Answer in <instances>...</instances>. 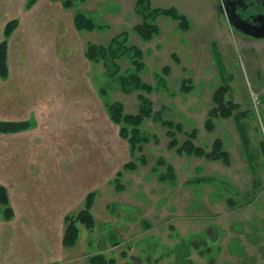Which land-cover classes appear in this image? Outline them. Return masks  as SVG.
<instances>
[{
  "label": "rangeland",
  "instance_id": "374dc122",
  "mask_svg": "<svg viewBox=\"0 0 264 264\" xmlns=\"http://www.w3.org/2000/svg\"><path fill=\"white\" fill-rule=\"evenodd\" d=\"M50 1H54L50 10L32 18L44 24V29H35L41 37L24 36V71L35 72L28 86L46 81L38 84L34 98L30 97L39 103L44 92L42 102L61 107L67 117L57 119L58 125L68 127L65 122L76 116L78 120L68 127L75 135L71 133L67 140L59 134L50 141L44 130L41 147L74 148L81 142V147L74 148L78 156L69 157L68 167L73 169L79 162L73 174L91 173L85 159L94 161V169L99 164L95 160H102L109 168V183L104 179L99 192L102 207L95 215L97 227L91 232L80 225V240L68 263L88 264L91 256L104 253L119 264H174L176 257L170 251L185 239L197 242L191 250L195 264H211L213 247L225 250L215 264H264V40L245 39L232 30L217 9L218 0H150L156 9L176 10L189 24L184 30L179 21L159 17L156 24L160 32L150 42L135 31L142 22L136 13L138 0H70L69 9L64 7L68 0ZM79 13L92 19L97 28L91 32L75 30L73 18ZM28 14L24 12V17L30 22ZM57 20L60 25L55 29L52 21ZM123 32L129 34L130 45L144 52V81L158 87V78L166 76V86L148 96L155 111L165 107L166 116L183 124L186 132L196 129L198 146H211L222 139L230 164L179 155L169 147L168 130L152 121L146 122L144 130L157 135L158 142L131 157L107 106L120 101L126 113L136 114L140 92L124 94L117 82L106 77L102 63L92 64L84 56L88 44L108 45ZM121 65L124 70L129 67L127 61ZM109 84L113 89L103 97L101 89ZM226 84L230 90L225 99L238 106L235 115L239 117L219 120L216 132L210 133L205 125L216 107L213 96ZM26 90L24 87V94ZM83 134L86 141L80 137H85ZM178 137L182 144L186 137ZM160 159L173 166L175 180L161 179L166 167L157 165ZM58 160L62 158L58 156ZM131 161L137 163V170L124 171ZM119 172L124 174L121 190L115 183ZM15 217L4 221L14 229L21 228L23 221ZM215 232L219 234L216 247L211 236ZM238 237L239 248L231 251L230 242ZM13 241L18 247L24 244L23 237ZM248 245L251 253H246L244 246Z\"/></svg>",
  "mask_w": 264,
  "mask_h": 264
},
{
  "label": "crops",
  "instance_id": "0c3cea01",
  "mask_svg": "<svg viewBox=\"0 0 264 264\" xmlns=\"http://www.w3.org/2000/svg\"><path fill=\"white\" fill-rule=\"evenodd\" d=\"M28 1L0 0V44L4 40L7 24L14 20L19 22L9 41V76L6 79L0 77V122L28 123L30 126L28 131L0 135V186H5L9 192L16 220L21 218L23 221L21 228L14 229L13 224L0 219V264H69L70 258L74 257L71 251H75L76 247H63L65 217L83 209L86 198L92 192L97 193L96 204L92 210L93 214H96L102 207V198L99 197V192L103 190L102 182L105 179L106 183H109V168L102 164V160H95L99 163L95 170L94 161L85 159V162L91 165V173L73 174L77 172L79 162L73 169L67 165L71 162L69 157L78 156L79 152L74 148L81 147V142L74 148L41 147L46 132L45 135L50 141L54 140L53 136L59 134L64 140L71 137V133L75 135L74 129L68 127L76 123L78 118L76 116L74 120L65 122L69 124L68 127L58 125L57 119L64 116L61 107L58 108L51 102H47V105L45 101L42 102L44 92L41 93L39 103L31 98H34V91L39 89L37 85L46 81H37L35 86H28L31 84L29 78L33 77L35 72L28 68L24 71V36L34 34L37 39L41 37L35 29H44V24L32 18L35 14L50 10L54 1L40 0L27 11ZM24 12L29 13L28 17L32 19L30 22L27 16L24 17ZM52 24L56 25L57 29L60 22L52 21ZM15 42L18 48L14 46ZM41 73L45 76L44 72L39 74ZM24 87L32 91L31 95L29 90L24 94ZM83 135L85 137H80L86 141L87 135ZM58 156L62 160H58ZM80 165L82 166L81 163ZM17 236L24 238L22 247L14 245L13 239ZM237 241L239 237L238 240H231V251L239 248ZM244 247L246 253L252 252L250 245ZM218 250L217 254L215 252L210 255L211 264H215L223 254V248ZM235 263L230 261L226 264Z\"/></svg>",
  "mask_w": 264,
  "mask_h": 264
},
{
  "label": "trees",
  "instance_id": "16d2710c",
  "mask_svg": "<svg viewBox=\"0 0 264 264\" xmlns=\"http://www.w3.org/2000/svg\"><path fill=\"white\" fill-rule=\"evenodd\" d=\"M37 2L38 0H29L27 8L30 9ZM64 6L68 9L71 8V1H65ZM136 13L142 19V22L135 27V31L146 42L152 41L160 32L156 24L159 17L173 18L179 21L181 28L184 30L189 29L186 18L179 16L176 10L156 9L153 7L150 0H138L136 4ZM18 25L19 22L17 20L7 24L4 32V40L0 44V77L2 79L8 78L9 75V41ZM75 26L80 32H90L97 28L94 21L85 14H77L75 16ZM129 40V34L123 32L115 36L108 45L88 44L85 55L90 62L94 64L102 63L104 65L106 77L117 82L118 89L121 92L126 95L140 92L138 96L139 107L136 114L126 113L125 105L120 101L110 103L107 106L110 120L113 124L120 127L119 135L123 140L127 141L130 147L131 157L134 158L137 154L144 153L147 146L151 145L153 142H158L157 135H153L144 130L146 122L152 121L154 124H160L163 128L168 130L167 136L171 138L169 147L170 149H176L179 155L203 157L213 162L222 161L226 164H230L231 156L229 152L225 150V144L222 139H216L211 146H198L197 140L199 138L196 129H193L191 132H186L183 124L176 123L173 119H170L169 116H166L168 110L165 107L160 111H155L154 104L148 96L158 91L161 87L166 86V76H160L158 78L157 85L159 88L145 82L143 78V73L146 70L144 52L140 48L130 45ZM121 61H127L129 67L124 70ZM167 71L165 67L163 73ZM111 89H113V87L109 84L104 87L100 93L103 97H106L109 92L112 91ZM185 89L186 92L189 91L188 87ZM229 90L230 88L226 84L218 88L213 96V102L216 107L209 113L205 125L206 130L210 133L216 132L218 128L217 122L219 120L237 119L239 117V115H235L238 106L232 102H227L225 99ZM29 128L30 126L27 123L0 122V134L19 133ZM243 133L244 132H242V136L244 139L245 134ZM180 134L186 137L182 144L178 137ZM142 160L144 163H148L144 155ZM157 165L166 167V173L161 177L163 181L176 179L175 169L170 164H167L164 159L158 160ZM123 169L124 171H135L137 170V163L131 161L127 163ZM157 170L156 168L155 171ZM123 175V172H119L115 178L118 190L123 189L120 182ZM96 199V192L90 193L81 211L69 214L65 217L63 237V247L65 249H72L78 245L81 234L80 225L91 232L96 229L97 221L92 212L96 204ZM14 217L15 212L11 206L8 191L4 187H0V218L5 221H12ZM195 241L196 240L187 241L183 239L181 243L177 244L170 251V253L176 257L174 264H195L191 259V250L194 249L197 244ZM213 249L214 247L212 248V253L214 255ZM124 257H127V255L124 254ZM159 262L160 261L157 259L156 263ZM88 264L119 263L116 259L108 257L104 253H96L89 258Z\"/></svg>",
  "mask_w": 264,
  "mask_h": 264
},
{
  "label": "flooded vegetation",
  "instance_id": "af4514ba",
  "mask_svg": "<svg viewBox=\"0 0 264 264\" xmlns=\"http://www.w3.org/2000/svg\"><path fill=\"white\" fill-rule=\"evenodd\" d=\"M33 7L28 9L26 6V10L27 11L31 10ZM217 9L221 13V15L226 18L230 28L232 30H234L239 36H241L245 39H249V40H256V41H263L264 40V38L260 39V38H256L254 36L257 34H263L264 33V0H218ZM79 14H83V13H79ZM75 16L73 18L74 26H75ZM75 28H76V26H75ZM76 30H77V28H76ZM93 44L101 45L100 43L99 44L93 43ZM84 56L86 58V55H84ZM90 63H92V62H90ZM92 64H94V63H92ZM0 187H4L7 190V188L5 186L1 185ZM8 195H9V192H8ZM84 206H85V204H84ZM81 210H79V211H81ZM79 211H77L76 213H78ZM72 214H74V213H72ZM95 215H97V214H95ZM95 215H94V217H95ZM95 219H96V217H95ZM211 236L213 238L214 244L217 245L219 243V241H218L219 240V234H217L215 232L214 237H213V235H211ZM120 244L121 243L119 242L118 245H120ZM216 245H214V246L216 247ZM213 250H214V253L215 252L217 253V251L215 249H213Z\"/></svg>",
  "mask_w": 264,
  "mask_h": 264
},
{
  "label": "water",
  "instance_id": "95a60500",
  "mask_svg": "<svg viewBox=\"0 0 264 264\" xmlns=\"http://www.w3.org/2000/svg\"><path fill=\"white\" fill-rule=\"evenodd\" d=\"M256 38H260V39H262V38H264V33L263 34H257V35H254Z\"/></svg>",
  "mask_w": 264,
  "mask_h": 264
}]
</instances>
